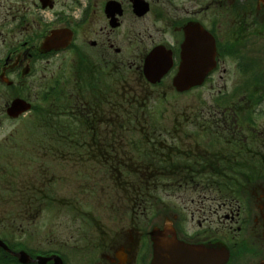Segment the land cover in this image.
<instances>
[{
  "label": "flooded vegetation",
  "instance_id": "1",
  "mask_svg": "<svg viewBox=\"0 0 264 264\" xmlns=\"http://www.w3.org/2000/svg\"><path fill=\"white\" fill-rule=\"evenodd\" d=\"M69 57L72 90L55 91L63 78H49V66ZM184 62L195 82L178 91ZM232 64L236 80L220 87ZM209 86H217L211 97L220 104L210 109L220 121L128 116L154 110L145 108L154 96L206 98ZM55 97L72 98L78 123L93 130L89 157L110 161L101 176L124 190L105 187L114 217L104 226L92 220L87 236L76 230V203L74 217H63L67 202L47 170H16L17 133L34 115L59 111ZM263 117L264 0H0V264H153L158 240L168 264H218L205 256L209 246L228 251L222 264H264ZM123 143L148 144L152 159L124 153Z\"/></svg>",
  "mask_w": 264,
  "mask_h": 264
},
{
  "label": "rangeland",
  "instance_id": "2",
  "mask_svg": "<svg viewBox=\"0 0 264 264\" xmlns=\"http://www.w3.org/2000/svg\"><path fill=\"white\" fill-rule=\"evenodd\" d=\"M151 22H153V17H148L146 24H151ZM157 23L158 25L161 24L160 22ZM75 62L76 60L73 57H69L61 66H49L48 77L50 78L52 75L55 77L59 76L64 78L65 81L73 79V77L76 76ZM228 67L229 72L219 81L220 87L227 85V89L230 88L236 80L233 75H230L233 64ZM79 73L83 74L84 72L80 69ZM47 82L51 83V81ZM215 85H217V83ZM69 89H72V86ZM216 90L217 86L212 88L209 86L206 98H195L187 94L172 95L171 93H169L166 98L162 96H160V98L156 96L151 97L149 104L154 106V108L150 106H145V108L154 110H139L138 115L142 116L140 121L144 123L161 122L155 117V111H158L159 108H161L167 116L166 120L163 122L205 123L220 121L215 117L213 110L210 109V107L215 106V98L211 97V95H214ZM73 106H75V103L72 102L66 108H73ZM49 112L47 117L44 116L45 119H42V117L33 118L29 122L30 124L23 126L17 133L16 145L14 146L16 170L19 173L28 171L32 175L39 176L43 175L42 172L47 170L48 185L57 187L61 200L63 198V201L67 202V205L63 209V217H74L75 210L72 204L76 203V230L80 232V235L84 234V236H87L94 227L93 221L96 222L97 225L104 226L105 222H108V219L114 217L112 210L105 205V198L109 192L105 187L111 188L112 185H116L121 189V184H119L117 177L108 178L101 176L105 170H107L106 167L110 165V161L105 160V157H89L97 153L95 147L89 145L91 139L90 133H92L93 130H88L87 127L78 123L79 115L76 114L75 116L74 112L72 113L75 120L70 122H72L71 125H74V134H76L72 137L66 133V128L70 127L67 121V114L71 113V110H65L63 112L65 115H63V113L59 115L51 110ZM86 114L90 115V119L86 117L88 121H93V113ZM260 121L263 122L264 117ZM160 128L166 132L171 131L174 133L173 131H177L174 129L170 130L163 126H160ZM63 130H65V132ZM63 132L64 134L66 133V136L62 135ZM169 134L170 133H168L166 137H169ZM175 134L181 137L180 134ZM148 135L154 137L153 134L149 132ZM139 137L143 138V135ZM78 142H85L87 147L85 149H79L78 146H76ZM118 145L124 153L137 154L133 152L130 147L128 148L125 143ZM79 153L80 155L78 156ZM228 153L231 152L229 151ZM218 180L220 179L215 178L207 183L216 184ZM123 191L124 190L121 189L119 193ZM123 194L124 192L122 195ZM167 194L168 191H161L162 196L165 197ZM102 196L104 200L101 199ZM67 207H69V210L66 209ZM85 243L86 241L84 238L82 245ZM79 251H82V247L77 249V252Z\"/></svg>",
  "mask_w": 264,
  "mask_h": 264
},
{
  "label": "water",
  "instance_id": "3",
  "mask_svg": "<svg viewBox=\"0 0 264 264\" xmlns=\"http://www.w3.org/2000/svg\"><path fill=\"white\" fill-rule=\"evenodd\" d=\"M67 38L68 37H64V40H66ZM156 55H157L156 53L150 54V56L147 59L146 67H147L148 72L150 71L152 73L153 69L154 68L156 69V66H157ZM204 68L206 69L207 67L205 66ZM186 71H187V64L184 62L181 72L175 80L176 87L179 90L187 89L188 85L195 82V77L188 78ZM156 75L157 77L159 76L157 72H155L154 70V74H152V76H156ZM217 250L218 248L209 246L208 248H205L204 253H205V256L208 255V259H212V258L220 259L218 264H222L223 260H226L228 254L227 252H225L224 257H223L224 252L219 251V254H218ZM170 254L171 253L169 251V248H165L161 246V243L159 240L156 241L155 242V258H154L153 264H168L166 262L169 260Z\"/></svg>",
  "mask_w": 264,
  "mask_h": 264
},
{
  "label": "trees",
  "instance_id": "4",
  "mask_svg": "<svg viewBox=\"0 0 264 264\" xmlns=\"http://www.w3.org/2000/svg\"><path fill=\"white\" fill-rule=\"evenodd\" d=\"M136 115V113L134 114V115H128L129 117L130 116H135ZM138 117H139V119H141V115H137ZM67 117H68V124H70V127H68V128H66L67 130H66V133L67 134H69V135H71L72 137L74 136V135H76V134H74L75 133V131H74V125H71V123L75 120L74 119V117L71 115V114H67ZM155 117L157 118V120L158 121H164L165 119L161 116V115H159V114H155ZM133 119V118H132ZM70 121H72V122H70ZM64 132H65V130H63ZM64 132L62 133V135L64 136H66V133L64 134ZM77 138V137H76ZM76 146H77V144H76ZM138 153H144L145 155H146V160H151L152 159V154L154 153L153 151H145V150H143V151H141V150H139L138 151ZM144 155V156H145ZM165 178H156V179H154V181H153V184L156 182V181H163ZM211 180V179H210ZM221 180L223 181V184L224 185H227V184H232L231 182H230V180L231 179H229V178H221ZM212 184V183H211ZM131 186V184H128V187H130Z\"/></svg>",
  "mask_w": 264,
  "mask_h": 264
}]
</instances>
